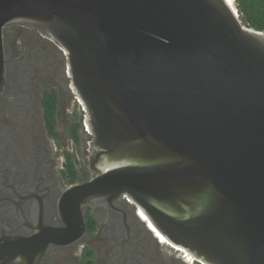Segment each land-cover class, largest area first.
<instances>
[{
	"label": "water",
	"instance_id": "obj_1",
	"mask_svg": "<svg viewBox=\"0 0 264 264\" xmlns=\"http://www.w3.org/2000/svg\"><path fill=\"white\" fill-rule=\"evenodd\" d=\"M12 24L66 53L46 82L65 85L64 120L65 101L85 109L91 176L64 193L62 215L124 196L200 264H264V34L235 5L0 0V104Z\"/></svg>",
	"mask_w": 264,
	"mask_h": 264
},
{
	"label": "flooded vegetation",
	"instance_id": "obj_2",
	"mask_svg": "<svg viewBox=\"0 0 264 264\" xmlns=\"http://www.w3.org/2000/svg\"><path fill=\"white\" fill-rule=\"evenodd\" d=\"M3 48L0 264H200L158 243L124 196L82 206L68 217L59 212L64 193L91 176L86 130L73 118L59 125V119L65 121L60 115L65 85L46 83L52 62L61 77V50L18 24L4 28ZM52 93L57 100L51 131L45 98Z\"/></svg>",
	"mask_w": 264,
	"mask_h": 264
},
{
	"label": "trees",
	"instance_id": "obj_3",
	"mask_svg": "<svg viewBox=\"0 0 264 264\" xmlns=\"http://www.w3.org/2000/svg\"><path fill=\"white\" fill-rule=\"evenodd\" d=\"M234 5L244 25L260 33L264 31V0H234ZM56 100L54 93L45 98V111L51 131L54 130L55 124Z\"/></svg>",
	"mask_w": 264,
	"mask_h": 264
},
{
	"label": "rangeland",
	"instance_id": "obj_4",
	"mask_svg": "<svg viewBox=\"0 0 264 264\" xmlns=\"http://www.w3.org/2000/svg\"><path fill=\"white\" fill-rule=\"evenodd\" d=\"M84 115H85V113H84V111H81V108H80L77 100H74L72 102L65 101V120L66 121H68L69 118H73V120H75L77 123H79L80 127L83 128L81 120H83L82 117ZM84 157H83V160H85Z\"/></svg>",
	"mask_w": 264,
	"mask_h": 264
},
{
	"label": "bare ground",
	"instance_id": "obj_5",
	"mask_svg": "<svg viewBox=\"0 0 264 264\" xmlns=\"http://www.w3.org/2000/svg\"><path fill=\"white\" fill-rule=\"evenodd\" d=\"M227 2V4L234 10V4H233V0H225ZM79 103V102H78ZM79 106L81 108V111H85L84 107L82 104L79 103ZM88 129V127L86 126V130ZM137 212L139 213V215L143 218V220L151 227V229L155 232V234L160 238L161 241H163V243H166V245L170 246V242L154 227V225L147 219L146 215L143 213V211L139 208H137ZM173 246V245H172ZM176 248V247H174ZM178 249V248H176ZM183 250V249H180ZM184 253H186L189 257H190V261H194V258L187 253V251L183 250Z\"/></svg>",
	"mask_w": 264,
	"mask_h": 264
},
{
	"label": "built area",
	"instance_id": "obj_6",
	"mask_svg": "<svg viewBox=\"0 0 264 264\" xmlns=\"http://www.w3.org/2000/svg\"><path fill=\"white\" fill-rule=\"evenodd\" d=\"M233 3H234V0H233ZM236 12H237V10H236ZM237 16H238V13H237ZM239 17V16H238ZM261 33H263L264 34V31L263 32H261ZM61 50V53L62 54H64V55H66V53L62 50V49H60ZM77 100V99H76ZM77 102H78V100H77ZM79 104V103H78ZM82 125H83V129H85L86 130V123H85V121L82 123Z\"/></svg>",
	"mask_w": 264,
	"mask_h": 264
}]
</instances>
